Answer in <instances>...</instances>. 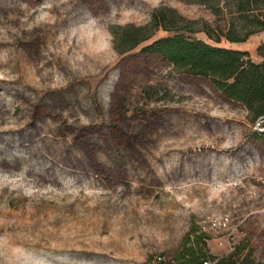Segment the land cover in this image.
Masks as SVG:
<instances>
[{
  "label": "rangeland",
  "instance_id": "374dc122",
  "mask_svg": "<svg viewBox=\"0 0 264 264\" xmlns=\"http://www.w3.org/2000/svg\"><path fill=\"white\" fill-rule=\"evenodd\" d=\"M210 3L0 0V264H180L187 245L264 264V119L142 50L183 32L262 60L264 30L208 36L234 17ZM158 7L196 30L120 52Z\"/></svg>",
  "mask_w": 264,
  "mask_h": 264
},
{
  "label": "trees",
  "instance_id": "16d2710c",
  "mask_svg": "<svg viewBox=\"0 0 264 264\" xmlns=\"http://www.w3.org/2000/svg\"><path fill=\"white\" fill-rule=\"evenodd\" d=\"M201 1L209 4L213 0H188ZM216 1V0H215ZM230 3L232 20L227 28L203 27L208 36L216 41L222 37L230 41H245L251 34L264 30V0H225ZM214 4L219 6V2ZM179 15L175 8L158 7L153 10L149 23L141 26L128 25L122 35L123 39L117 41L116 47L120 52H125L136 47L151 37L159 28L163 29H194L188 21L180 23ZM117 35V33H116ZM142 50L158 53L189 73L210 76L214 83L230 99L240 101L248 109L252 120L264 119V41L257 52L262 60L256 61L247 49L214 45L202 38L191 37L183 32L166 35L145 44ZM264 138L263 132L256 131ZM194 230L188 231L184 244L191 240ZM197 242L205 241L202 235H197ZM206 254H201L195 245H187L178 255L180 264H203ZM142 264H151L143 262ZM215 264H240L237 263L235 253L223 257ZM263 264V263H259Z\"/></svg>",
  "mask_w": 264,
  "mask_h": 264
},
{
  "label": "built area",
  "instance_id": "2783aa9c",
  "mask_svg": "<svg viewBox=\"0 0 264 264\" xmlns=\"http://www.w3.org/2000/svg\"><path fill=\"white\" fill-rule=\"evenodd\" d=\"M224 224H225V222H224ZM213 226L216 227V226H219V224L214 222ZM158 258L162 259V256H158ZM215 262H216V259H213L210 256L204 258V260H203V264H215Z\"/></svg>",
  "mask_w": 264,
  "mask_h": 264
}]
</instances>
